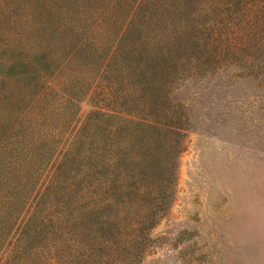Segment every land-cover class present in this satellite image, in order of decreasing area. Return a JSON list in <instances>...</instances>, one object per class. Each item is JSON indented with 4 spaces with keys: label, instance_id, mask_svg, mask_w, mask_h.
<instances>
[{
    "label": "trees",
    "instance_id": "trees-1",
    "mask_svg": "<svg viewBox=\"0 0 264 264\" xmlns=\"http://www.w3.org/2000/svg\"><path fill=\"white\" fill-rule=\"evenodd\" d=\"M263 54L264 0H135L110 41L84 36L54 57L12 59L0 74L35 80L36 99L54 80L70 105L75 93L98 90L78 129L30 147L39 162L36 184L31 171L25 180L31 207L16 225L15 212L0 208L4 263L139 264L175 196L190 126L175 89L231 63L264 68ZM73 66H93L90 83L66 77Z\"/></svg>",
    "mask_w": 264,
    "mask_h": 264
},
{
    "label": "rangeland",
    "instance_id": "rangeland-1",
    "mask_svg": "<svg viewBox=\"0 0 264 264\" xmlns=\"http://www.w3.org/2000/svg\"><path fill=\"white\" fill-rule=\"evenodd\" d=\"M134 2L0 0V69L12 59L29 60L23 53L44 50L54 57L80 37L110 41ZM106 16L111 21L103 24ZM262 69L231 63L175 89L173 97L186 105L190 126L178 157L175 196L150 229L139 264H264ZM94 71L73 66L66 77L90 83ZM48 84L45 97L36 99L35 80L0 74V136H6L0 139V208L15 212V225L34 199L35 192L27 196L25 190L29 171L32 187L37 182L39 162L34 154L30 158L31 148L41 135L51 145L58 142L96 108L95 85L86 94L75 93L70 105L63 81ZM5 234H0L2 264H7Z\"/></svg>",
    "mask_w": 264,
    "mask_h": 264
}]
</instances>
